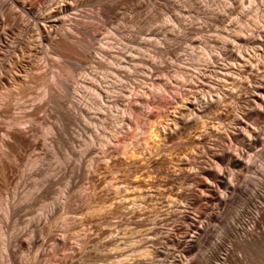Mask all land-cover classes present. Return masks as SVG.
Returning <instances> with one entry per match:
<instances>
[{
    "label": "rangeland",
    "instance_id": "obj_1",
    "mask_svg": "<svg viewBox=\"0 0 264 264\" xmlns=\"http://www.w3.org/2000/svg\"><path fill=\"white\" fill-rule=\"evenodd\" d=\"M48 1L23 0L24 5L22 6L18 0L16 2L1 0L0 13L6 10L8 15L5 16L4 25V28L7 29L5 32L7 41L0 42V60L3 59L2 56L7 55L11 42L19 37L20 18L24 24L32 25V30L25 36L28 41L27 47L36 46L37 48H35L39 52V56L33 58L28 56L29 53L26 50L22 52L23 56L21 53L19 54L21 59L16 55L18 62L4 76L5 80L0 81V98L12 94L9 103L13 107L23 103L22 108L14 110V112L28 111V106L45 99V92L49 88L60 93L59 95L62 96L60 100L63 101L66 108L71 107L69 101L75 94L82 96L83 98H81L90 104L93 101L97 103L99 100L90 87L79 83L86 69L87 71L91 69L89 63L78 67L74 60L54 54L46 42L40 41V45L38 32L31 15L39 10L42 13ZM231 1L235 3L232 5V10L223 12L222 10L230 7ZM231 1L104 0L101 3H80L77 1L73 4V9L63 15L64 17L59 16L63 19L62 24L58 25L59 28L78 26L81 21L91 25L96 36L91 41V48L88 49L92 55L94 48L100 46L104 48L105 44H111L113 51L120 50L131 59L143 61L129 62V69L120 67V70L127 72V77L122 79L107 68L108 60H103V66L96 68L95 71L92 69L103 87L110 84L118 87L126 85L123 91L130 92L135 98L140 96L144 100L152 101L166 96L170 103L165 109L159 110L147 105L146 102L133 101L132 103L141 112H148L152 115V119L149 121L130 119L128 122L122 123L119 113L118 115L112 113L111 116L102 110L100 112L107 115L106 119H98L96 122H91V120L78 115L79 122L72 120L73 122L67 126L64 134L65 141L60 145L46 140L44 146L39 145V149L26 148L25 151H21L22 160L14 159L18 163L10 175L11 178L3 179L4 182L0 179V264H167L176 255H180L182 264H188L186 261L190 262V260H196L197 264L217 263L209 255L212 244L222 235L220 234L222 227H225V224L231 220L230 216L235 217L240 211V207L243 206L242 202L234 197V200L232 199V202L228 204L230 206L226 208L227 212L224 209L218 213L219 221L218 219L207 221L205 218L208 217L210 202L205 200L198 203L179 201L176 195L187 193V189L192 184L185 183L183 179L170 180L174 178L163 175L160 171L158 174L159 169L155 167L154 162L165 158L168 161L165 167L169 170L172 169L171 171L178 175L181 172L176 170L179 169L178 165L183 160L190 164L183 172L195 173L194 164L196 161H205L211 171L222 168L215 164L213 158L214 152L217 150L216 155H221L220 151L216 148L213 149L214 152L209 149L212 147L210 138L214 142L216 141L215 137L208 135L207 139L209 140L205 141L203 147L196 144V141L200 134H204L208 130H219L218 132L221 133L229 131L233 127L231 121L220 123L214 118L217 112L214 109L199 118H195L193 112H186V118L187 114L188 119L192 118L190 124L192 127L189 126V130L186 128L187 130L184 129L182 132L176 127L175 119L185 100L194 98L193 95L200 98L202 94H209L217 88L216 84H221L224 89L226 87V91H233L234 80L240 78L246 87L254 86L253 82L249 81L248 75L253 74L250 70L257 61H264V25L262 22L264 21V0ZM25 7L28 13L22 9ZM209 11H214L219 16L213 17ZM12 19H18L15 22L16 25L12 23L11 28L7 27V23L9 24ZM234 37L251 38V40L235 43L233 42ZM222 43L229 44L227 55L222 49ZM231 51L238 56L241 54L239 56L241 62L237 66L232 55L230 56ZM23 57L26 58L23 59ZM110 57L113 59L112 62L123 61L118 54H111ZM27 62H44L43 65L45 64L44 67H46L32 71L31 76L36 78L32 79L31 77L30 80L24 67ZM151 63L156 65V69L150 67ZM64 67L66 70L63 69ZM237 69L241 70L239 76H237L239 74L236 72ZM245 69L249 72H246ZM255 72L260 76L258 78L264 81L262 70H255ZM17 73L21 79L19 82H12L9 76L17 75ZM245 85L241 89L245 90ZM20 86L27 87L28 94L19 95L17 92H19ZM244 92V96L247 97L246 92H251V90L246 89ZM260 93L258 95L264 97V92ZM107 96H110V92ZM127 97L128 94H121V99ZM17 99L20 100L17 101ZM255 104L257 103L253 102L248 106L244 101L241 100L239 103L226 95L221 107L229 108L228 112L231 116L236 115L243 118L240 119L243 125L240 124V128L236 127L239 134H245L246 130L257 129L262 124L260 117L251 115L246 118L244 116L246 111L251 112L258 108V104L257 106ZM102 107L108 109L107 105H102ZM53 108L55 105L49 102L44 106V111L38 113L37 117L40 116L38 118L44 120L18 125V122H13L11 119L1 118L0 121L3 122L1 126L20 128L24 125H31L27 135L30 136L31 141H39L41 144L45 138L51 136L52 129L56 124V114ZM94 126L100 128L102 133L92 143L89 131L94 129ZM161 126L166 129L171 128L170 137L167 136V138L159 132ZM115 127L121 131L122 140L110 146L109 152L106 154H101L107 135ZM259 129L260 138L263 140L260 145L264 146V129ZM1 135L2 133H0L2 139ZM224 138L227 139L225 135ZM231 140H228V143H221L224 146L223 150L229 152L232 150V153L241 150L239 139ZM154 143L157 146H155L156 150L152 146ZM90 146L95 148V152L91 156L84 155L83 151ZM1 148L3 149L2 145ZM194 150H197L198 154ZM37 157L40 158L42 164L35 160ZM254 161V169L241 180L250 185H254L261 175L264 176V155L254 156ZM40 165H42V172L30 171ZM77 166L80 167V170ZM153 167L154 170L151 169ZM90 171L91 173H89ZM166 177L170 179L168 180ZM46 180L52 181L48 185L49 188L46 186L47 189L44 188ZM6 181L7 183H5ZM205 181L213 185L215 189L217 187L215 190L217 195L223 191V187L217 186L211 178H206ZM203 194L209 201H213L212 195ZM236 200L238 202H235ZM173 202L179 203L176 205L178 208L172 206ZM11 206H14L15 210L17 209L13 214L15 216L7 217L6 208ZM228 208H231V211ZM170 212L171 216H169ZM182 212L183 214H181ZM163 218H167V221H159ZM195 218L201 221L206 220L209 225L207 230L205 229V235L203 234L195 247L182 252L180 241L193 225ZM140 221L145 222L140 225ZM150 228H155L154 235L150 233ZM12 234L19 240L14 248L13 258L9 257L10 255H7L8 253L6 254L2 249L3 244L9 241V235L12 236ZM159 235H170V239L168 242L162 241ZM62 238L65 239L66 246L63 245L65 242L62 241ZM30 241H34V244L32 242L28 244ZM47 253L49 254L47 255ZM233 254L239 253L234 250ZM240 256L243 255L240 254ZM248 256L250 259L246 258L247 262H250L249 264L253 260L252 264L259 263L258 259L256 261L252 256ZM192 263L194 262L192 261ZM260 263L264 264L263 261Z\"/></svg>",
    "mask_w": 264,
    "mask_h": 264
},
{
    "label": "bare ground",
    "instance_id": "obj_2",
    "mask_svg": "<svg viewBox=\"0 0 264 264\" xmlns=\"http://www.w3.org/2000/svg\"><path fill=\"white\" fill-rule=\"evenodd\" d=\"M12 1L16 2V0H12ZM77 1H79L80 3H91V2L101 3V2H104V0H49L48 3L44 6L45 9L42 13H40L39 12L40 10H39V11L35 12L33 15H31V17H32V20L34 21V26L36 27V30L38 32L39 43H40V41L46 42V44L49 46V48H51L53 50L54 54L61 56V57H64V58H69V59L74 60L76 62V64L78 65V67L84 63H89L91 65L90 66L91 69L89 68L90 69L89 71H87V69H86V72L84 71L85 73L81 77V80L79 81V83L81 82L83 84H86L88 87H90L92 92L98 96L99 102L97 101V103H95L92 100L93 103L91 102L92 104H90V103H87L86 100H85L86 101L85 102L82 99L83 98L82 96H81L82 97L81 98L80 96L75 94L72 97V100L69 101L71 107L66 108L63 101L60 100V98L62 97L59 95L60 93L56 92L53 88H49L45 92V99H42L41 101L28 106L27 107V108H29L28 111H23V112L16 111V112H14V110H19L20 108H22L21 105L23 103L21 105L16 104L18 106L15 107L16 106L15 105L13 107L9 103V101H10L9 98L12 94L11 95H4L3 97L1 96V98H0V119L1 118H5V119L8 118V119H11L13 122H16V123L18 122V125H23L24 123L32 124V121L44 120V119L38 118L40 116L37 117V115L39 112L44 111L43 110L44 106H46L49 102H52L53 105H55V108H53V110L55 109V114H56L55 115L56 124L52 129L51 136L48 138H45L41 144L39 143V141H33V140L31 141L30 136L27 135L28 132L30 131L31 125H28V126L24 125L20 128H17L14 126H9L7 128H4L1 126V124L3 122L0 121V133H2V135H1L2 139L0 138L1 139L0 144L3 147V149L1 148L2 150L0 149L1 150L0 151V179L1 180H3V179L6 180V178L8 180L11 178L10 175L18 163V162L16 163V161L22 160V155H21L22 153H20V152L25 151L26 148H30V149L33 148L34 150L39 149L38 148L39 145L44 146L46 140H48L49 142L54 143L56 145H60L61 143H63L65 141L64 134L66 132L67 126L73 121L79 122L78 115L83 116L84 118L91 120V122H96L98 119H103V120L106 119L107 115H104L100 112V110H102L109 115L111 114V116H112V113H116V115H118V113H119V117H120L122 123H126L130 119L149 121L150 119H152V115L148 112H144V113L141 112L140 109L135 104L132 103L133 101L142 102V103L146 102L147 105H151L154 109L157 108L159 110L165 109L166 106L170 103V101L168 100V97H166V96L158 98V99H153L152 101H150L148 99L144 100L140 96H137V98H135L130 92L126 93L123 91V88H125L126 85L125 86L119 85V87L111 85V84L107 87H103L101 85V81L97 80V77L95 76L94 71L96 68H100L101 66L104 65L103 60H105V61L108 60L107 68L111 72H113L114 74H117L118 76H120L122 79L127 77V72L120 70L119 69L120 67H123L125 69H129L130 68L129 64L131 62H143V61H140L139 59H135V58L131 59V58L125 56L124 52H120V50H117V51L115 50L116 52L113 51L111 44H105L104 48H102L101 46L99 48H94L93 49L94 50L93 55L91 53H89L88 49L91 48V45H90L91 41L94 40L96 36L93 33L91 25L87 24L84 21L79 22L78 26H68L67 28H65V27L59 28L58 25L62 24V22H63V19H61L59 16H63L64 14L69 12V10H72L73 4ZM19 2L22 4V6L24 5L23 0H18V3ZM28 3H29V1H28ZM242 3H244V2H242ZM0 4H1V0H0ZM234 4L235 3L233 1H231L230 7L228 9H225L222 11L223 12H230L232 10V5H234ZM22 9L24 10V12L28 13V10L26 9V7L22 8ZM209 13L213 17L219 16L218 13H216L214 11H209ZM6 15H8L6 13V10L1 11V13H0V42H2V43H5L7 41V39H6L7 34L5 33L7 29L4 28L5 27L4 26L5 25V18L7 17ZM16 20L18 21V19H12L9 24L6 22L7 27L8 26L10 27L12 23L16 22ZM19 20H20L19 23L21 25L20 26L21 31L19 32V37L15 38L13 40V42H11V47L8 48L9 51H8L7 55L2 56L3 59L0 60V81L5 80L4 76H6V74L12 69V66H14V64H16L18 62L16 59V57H17L16 55H18V57H19L20 56L19 54L21 53V56H23L22 52L25 50H26V52L29 53L28 56H32V58L39 54L38 50L36 49L37 48L36 46H35L36 48L34 46L27 47L28 41L26 40L27 37H25V36L27 35V33L30 30H32V25L30 23L24 24V22L21 18ZM262 22L264 25V21H262ZM15 25H16V23H15ZM250 40H251V38H242V37H234L233 38V42H235V43L236 42L242 43V42H247ZM213 43L217 44L216 42H213ZM40 45H41V43H40ZM228 47H229L228 43H222V49L226 52V55H227ZM233 51L235 52V50H233ZM233 51L230 52V56L232 55L233 60L235 62V65L237 66V64H239L241 62V59L239 57L241 54L239 53L240 54L239 56L235 55ZM111 54L120 55L121 60H123V61H120L118 63L112 62L113 59L110 57ZM21 56L19 59H21ZM28 56H26V57H28ZM25 58L23 57V59H25ZM24 62H25V60H24ZM43 63L42 62H34V63L27 62V63H25L24 67H25V71L27 70V72H26L27 77L29 79L31 77H32V79L36 78L35 76H31V73H32V71L44 69L46 66L44 67L45 64L43 65ZM144 63L149 64L148 62H144ZM150 67L152 69H156V65L154 63H151ZM13 69H14V67H13ZM63 69L66 70L65 67ZM92 69L94 71H92ZM246 70L247 69H245V71ZM255 70H262V73L264 75V61H262V62L257 61V63L254 65V67L251 68V70H250L251 72H253V74L252 73L249 74L248 79H249V81L253 82L254 86L249 87V85H248L246 87V85L243 83L242 80H240V78L234 80L235 82L232 85L233 91H226L225 90L226 87L224 89V87H222L221 84H216L217 88L214 89L213 91H211L209 94H202L200 96V98H197L196 95H193V96H195L194 98L185 100V103L182 104V107H180V109L178 111V117L176 115V119L174 118L176 127H178L180 129V131H182V132L184 129H186V128L188 129V127L192 123V121H191L192 118L188 119V114H187V118H186V115H185L186 112H188V113L193 112L195 118H199V117L207 114L211 109H214L217 111L216 114L214 115V118L216 120L220 121V123L222 121H229V120L231 121L233 127L230 128L229 131L226 130L225 133H221V132H218L219 130L218 131L208 130L207 132H204V134H200V137L198 136L199 139L196 141V144L202 145L201 147H203V145L205 144V141L209 140V139H207L208 135H211V137H215L216 141H214V142L211 141V138H210V142H212L211 143L212 147H210L209 149H210V151H213V152L215 151V150H213L214 148H216L220 151L221 155H219V154L216 155V153H215V152H217V150H216L214 152L213 158H214V161L216 162L215 164L220 165L222 168H220L219 170H216V171H214V170L211 171L207 167V164L205 161H200V162L196 161L194 164L195 165L194 169L196 170L195 173H190L188 171L183 172L190 165L187 161L183 160V162H180V164L178 165L179 169L176 170L177 172L178 171L181 172V174L179 173V175H178V173L175 174L174 171H171L172 169L169 170L168 168L165 167L168 164V161L165 160V158L163 160L158 159L154 162L155 167L157 169H159L157 171V173L160 171L161 173H163V175L165 174L167 176H171L172 178H174V179H170V178L166 177L168 180L169 179L170 180H175V179H177V180L181 179L182 180L183 179V180H185V183L189 182L192 184L191 187L189 189H187V193L183 192V193L176 195V197L178 198L179 201L185 200L188 203H198V202H201L202 200H205L206 202H210V205H209L210 207H209L208 215H207L208 217L205 218L207 221L210 219H214V220L218 219L219 218L218 213L221 210L224 211V209H225V212H227L226 208H227V206H230L228 204L230 202H232V199L234 197H237V199L242 202L241 204L243 206L240 207V211L237 212V215L235 217H232V215L230 216L232 221L230 220L229 216H227L230 220V221L228 220L229 222L227 221L228 223H226L228 225L225 224V227H222L223 229L221 230L222 232L220 233L222 235H220V237L218 236L219 237L218 240L215 239V240H217L216 242L213 241L214 243L212 244L211 252L209 255H210V257H213L214 260H216L218 264H246V263L249 264L250 262H247V258H249L248 255L252 256L254 259H256V261L258 259V262H259L258 264H261L260 262H262V261L264 262V176L261 175L260 179H258L254 185H250L249 183H246V181H243V182L241 181L242 178H244L246 174H248L249 172H251L254 169V167H255L254 164L256 161V160L254 161V156L260 157V156L264 155V146L260 145V143H262L263 140H261V138H260V129H259V128L264 129V97L261 95H258L260 92H264V81H263V79L258 78L260 76H258V74L255 72ZM226 71H228V70H226ZM236 72H239V74H237V76H239L241 74V70H239V69H237ZM246 72H249V71L247 70ZM13 73H15V72H13ZM242 73H243V71H242ZM262 77H264V76H262ZM9 79L12 80V82H15V81L19 82V80L21 78L18 76V73H17V75L11 74V77L9 76ZM22 79H23V77H22ZM154 82H156V81H154ZM246 83H247V81H246ZM160 84H161V82H160ZM244 85L248 91L251 90V92H246V95H248L247 97L244 96V93H245L244 91H246V89L245 90H244V88L241 89ZM1 87H3V86L1 85ZM27 91H29V89L27 87L20 86L19 92H17V93H19V95H26V94H28ZM109 92H110V96H107V94ZM121 94H128V97L125 99H121ZM260 94H262V93H260ZM226 95H227V97L229 96L230 98H233L237 102L239 101V103L242 100L245 102V105L247 104L248 106L251 105L253 102L257 103L258 106H257V104H255V105L258 108L255 110L254 109L251 110V112L246 111L244 113L245 114L244 116L250 117L251 115H254L256 117H260L262 120L260 123H262V124H260L259 128H257V129L253 128V129H249L246 131L244 130L246 132L245 134H239L238 128L236 126H238L240 128V124L243 125L241 123V120H240L242 117H238L236 115L231 116L228 112L229 108L224 109L223 108L224 106L221 107V103L223 102L224 96H226ZM105 99H106V101H105ZM18 100H20V99H17V101ZM249 103H251V104H249ZM102 105H107L108 109L103 108ZM252 106L254 107V105H252ZM225 108H227V107H225ZM230 113H231V111H230ZM161 116L163 117V115H161ZM165 116H167V115H165ZM165 116H164V118H165ZM41 117H43V116H41ZM24 118L26 120H22ZM246 118H248V117H246ZM246 118H244V119H246ZM137 123H138V121H137ZM102 124H103V122H102ZM190 127H192V126H190ZM158 128H160V127H158ZM99 129L95 128V126H94V129H92L93 131L92 130L89 131L92 143L94 142V140H96L98 138L99 134L102 133L101 130H99ZM170 129L171 128L166 129V128L162 127L159 132H161V134H164V136H166V137L167 136L170 137L172 134L171 133L172 130H170ZM156 131L158 132V129ZM110 132L111 133L107 135V140L105 142L104 147L102 148L101 154H106L107 152H109L108 150H109L110 146L115 145L120 140H122V137H120L121 131L117 127H115L114 129H111ZM240 132H241V130H240ZM177 133H178V131H177ZM177 133H175V134H177ZM224 135H225V137H227V139L224 138ZM231 139H239L238 141H240L241 150H238L236 153H232V150H231V152L223 150L224 146H222L221 143L222 144L228 143V140L230 141ZM190 142L193 143V141H190ZM1 145H0V147H1ZM152 146H153V149H155V146H156L155 143H154V145L152 144ZM257 147H259V148L257 149ZM200 149H198V150H200ZM209 149L206 148V150H209ZM226 149H228V148H226ZM83 152H84V155L86 154L88 156L89 155L91 156L95 152V148L93 146H90L89 148H86L85 151H83ZM44 153L46 154V152H44ZM210 153H212V152H210ZM197 154H198V151H197ZM206 155H207V153H206ZM208 155H212V154H208ZM192 157H194V156H192ZM35 160L37 162H39L40 164H42V161L40 160V158L38 159V157H37V158H35ZM82 160H83V158H82ZM82 160H80V161H82ZM211 160H212V158H211ZM41 166L42 165H40L39 167H36L33 170L31 169L30 171H33L34 173L35 172H38V173L42 172ZM79 166H77V167L80 170ZM90 166H91V163H90ZM77 167H75V168H77ZM93 167H95V166H93ZM190 168H189V170H190ZM90 169H91V167L89 168V170ZM151 169L154 170V167ZM263 170H264V167H263ZM77 171H78V169H77ZM33 172L32 173L30 172V173L34 174ZM261 172H263V171H261ZM89 173H91V171ZM158 174H160V173H158ZM206 178H211L212 180H214V183L217 184V186H222L223 191L218 193V195H217L215 192L217 187L215 189V187L213 185L208 184L205 181ZM46 181H44V182H46ZM135 181H137V180H135ZM2 182H4V180ZM164 182H165V180H164ZM166 182H168V181H166ZM5 183H7V181ZM51 183H52V181H50V180L47 181L46 185H44L45 186L44 188H46V186L48 187V185H50ZM139 183L141 184V182H139ZM44 191H45V189H44ZM44 191H41V192H44ZM203 193L210 195V196L212 195L214 197V199L212 198L213 201H209ZM238 200H236L235 202H238ZM177 204H179V203L173 202L172 206L174 208H178V206H176ZM206 208H208V207H206ZM230 209H229V211H231ZM16 210H15L14 206H11L9 208L7 207L6 208L7 217L11 216V215H12L11 217L15 216L13 214L16 213ZM181 214H183V212ZM221 214H224V213H221ZM169 216H171V212H170ZM172 217H174V216H172ZM186 218H188V217H186ZM47 219L49 220V218H47ZM165 220L167 221V218L166 219H164V218L159 219V221H164V222H165ZM206 220L201 221L198 218H195V220H193V225L190 227L189 231L187 233H185V235L183 236V238L180 241V245L182 244L181 245L182 252H184V250L185 251L191 250L193 247H195V244L197 242H199L198 240L201 237H203V234L205 233V229L207 230V226L209 225ZM155 221L157 222L158 220L156 219ZM218 221H219V219H218ZM143 222H145V221H143ZM143 222L140 221L139 224L142 225ZM174 228H176V227H174ZM149 231L151 234L153 233V235H154V233H156L155 228H150ZM9 236H10L9 241H7V243H4V244L2 243L3 244L2 249L5 250L6 254L8 253L7 255H10L9 257L12 256V258H13V255H15L14 254V248H15L16 244L19 242V240L16 238V236H14V234H12V236L11 235H9ZM150 237L153 238V236H150ZM159 237L162 241H165V242H168L170 239V235H162V236L159 235ZM154 238L156 239V237H154ZM63 240L65 242V239L62 238V241ZM58 241H60V240H58ZM31 242L33 243L34 241H30L28 244H30ZM21 244H22V242H21ZM61 245H62V243H61ZM63 245L66 246V242ZM153 245H155V244L153 243ZM155 250H157V249H155ZM234 250L236 252H238L239 254L234 255L233 254ZM218 251H219V253H218ZM5 252H4V254H5ZM157 252H159V251H157ZM36 253H35V255H36ZM48 254L49 253H47V255ZM240 254H242L243 256H240ZM33 258H34V256H33ZM181 261H182V259L180 258V255H178V256L176 255L175 258H173L172 261L167 262V264H182ZM192 261L194 263H196L195 262L196 260H192ZM192 261L191 260H190V262L186 261V263L194 264V263H192ZM253 261H252V263H253ZM254 263H257V262H254Z\"/></svg>",
    "mask_w": 264,
    "mask_h": 264
}]
</instances>
